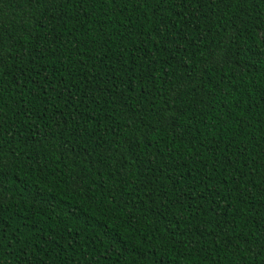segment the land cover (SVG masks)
<instances>
[{
    "label": "trees",
    "instance_id": "1",
    "mask_svg": "<svg viewBox=\"0 0 264 264\" xmlns=\"http://www.w3.org/2000/svg\"><path fill=\"white\" fill-rule=\"evenodd\" d=\"M0 264H264V0H0Z\"/></svg>",
    "mask_w": 264,
    "mask_h": 264
},
{
    "label": "snow or ice",
    "instance_id": "2",
    "mask_svg": "<svg viewBox=\"0 0 264 264\" xmlns=\"http://www.w3.org/2000/svg\"><path fill=\"white\" fill-rule=\"evenodd\" d=\"M50 2H53V3H54V2H55V0H50Z\"/></svg>",
    "mask_w": 264,
    "mask_h": 264
}]
</instances>
